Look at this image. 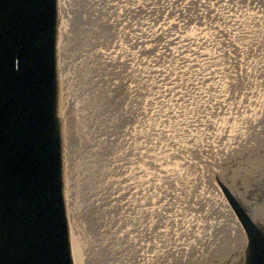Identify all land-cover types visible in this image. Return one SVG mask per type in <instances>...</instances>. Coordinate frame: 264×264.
<instances>
[{
  "label": "water",
  "instance_id": "1",
  "mask_svg": "<svg viewBox=\"0 0 264 264\" xmlns=\"http://www.w3.org/2000/svg\"><path fill=\"white\" fill-rule=\"evenodd\" d=\"M0 264H264V0H0Z\"/></svg>",
  "mask_w": 264,
  "mask_h": 264
}]
</instances>
